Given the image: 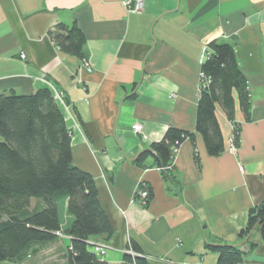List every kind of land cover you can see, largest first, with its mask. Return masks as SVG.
<instances>
[{"label":"crops","instance_id":"0c3cea01","mask_svg":"<svg viewBox=\"0 0 264 264\" xmlns=\"http://www.w3.org/2000/svg\"><path fill=\"white\" fill-rule=\"evenodd\" d=\"M123 2L0 0V94L50 91L71 133L72 165L93 179L111 225L108 240H88L104 248L106 264H125L130 243L149 264H217L207 249L217 243L239 246L242 264H264L259 228L237 241L248 211L264 201V0H144L140 12ZM59 24L82 32V58L53 42ZM212 40L233 47L250 100L248 121L235 113V153L232 124L216 111L224 149L214 157L195 130L201 55ZM169 128L193 135L172 169L160 170L151 154L138 162ZM142 188L150 198L131 203ZM58 214L52 240L30 242L0 264H67L66 200Z\"/></svg>","mask_w":264,"mask_h":264},{"label":"trees","instance_id":"16d2710c","mask_svg":"<svg viewBox=\"0 0 264 264\" xmlns=\"http://www.w3.org/2000/svg\"><path fill=\"white\" fill-rule=\"evenodd\" d=\"M56 29L50 34L59 49L82 58L85 38L79 28L59 24ZM205 52L200 70L208 81L199 88L195 130L203 138L207 154L214 157L224 149L216 111L220 109L233 124L236 148L239 125L235 113L239 110L248 121L250 100L233 47L212 40ZM185 139L192 140L193 135L169 128L159 142L151 144L157 167L172 164L174 149ZM148 154L141 153L137 161ZM31 200L38 207L30 209ZM64 200L72 217L63 232L71 239L67 264H106L88 240L92 236L108 240L111 225L99 205L93 179L72 165L71 133L50 91L41 89L27 96L0 94V261L15 257L30 242L52 240L61 231L58 204ZM255 228L260 229L264 243V201L248 211L237 241H248ZM130 247L136 255L125 253V264H149L137 244L130 243ZM207 249L217 253V264H242L244 253L235 244L217 243Z\"/></svg>","mask_w":264,"mask_h":264},{"label":"built area","instance_id":"2783aa9c","mask_svg":"<svg viewBox=\"0 0 264 264\" xmlns=\"http://www.w3.org/2000/svg\"><path fill=\"white\" fill-rule=\"evenodd\" d=\"M143 4H144V0H124L123 5L124 7L130 11V12H140L143 10ZM207 54L206 52H204L201 55V61H203L206 58ZM199 81H200V85L204 86L207 81L208 78L202 73H199ZM232 124V123H231ZM231 130H232V134H231V138L229 140V150L233 153H235L236 148L233 145V130H234V126L233 124L231 125ZM133 130L135 133H140L141 131V127L140 125H134L133 126ZM177 149H174L173 154L175 155ZM172 164L160 168V170L162 171H170L172 169ZM148 198V192L147 190H145V188L139 189L138 191L135 192V195L133 196L131 203H134L136 200H139L141 203H146V200ZM94 252L98 255H103L105 253V250L103 247H94ZM126 253H128L130 255V257H134L136 255L135 252L132 251L130 245H128L127 249H126Z\"/></svg>","mask_w":264,"mask_h":264},{"label":"water","instance_id":"95a60500","mask_svg":"<svg viewBox=\"0 0 264 264\" xmlns=\"http://www.w3.org/2000/svg\"><path fill=\"white\" fill-rule=\"evenodd\" d=\"M142 152H148V153H150L151 155H154V153L152 152L151 149H146V150H143ZM212 245H213V244H212Z\"/></svg>","mask_w":264,"mask_h":264}]
</instances>
